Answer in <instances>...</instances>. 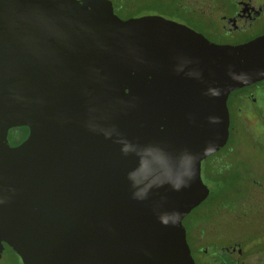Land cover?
<instances>
[{
	"label": "water",
	"instance_id": "obj_1",
	"mask_svg": "<svg viewBox=\"0 0 264 264\" xmlns=\"http://www.w3.org/2000/svg\"><path fill=\"white\" fill-rule=\"evenodd\" d=\"M262 77L264 36L0 0V246L20 264H194L201 163L227 142L228 94Z\"/></svg>",
	"mask_w": 264,
	"mask_h": 264
},
{
	"label": "flooded vegetation",
	"instance_id": "obj_2",
	"mask_svg": "<svg viewBox=\"0 0 264 264\" xmlns=\"http://www.w3.org/2000/svg\"><path fill=\"white\" fill-rule=\"evenodd\" d=\"M86 1L92 2L94 6L110 5L113 14L123 21L140 18H162L181 24L216 45L237 46L264 36V0ZM261 102H264V77L232 90L228 94L226 105L229 114V134L226 144L221 149H224L230 143L231 135L238 132L239 127H242L245 133L251 135L253 147L260 146L264 149V134H256L249 127L251 124L249 118L244 115V109L249 108L253 111L252 118L262 119L264 113ZM28 133L29 129L26 126L10 128L7 135L9 145L16 146L20 144L27 138ZM215 153L208 156L213 164L226 158V156H216ZM254 154L258 155V153ZM255 157L254 155L252 162H257L256 159L259 157ZM236 178L238 182H241L243 177L239 174L236 175ZM247 181L250 182L251 180L247 179ZM206 185L209 187L208 184ZM236 186L238 189L235 191L221 192V199L227 193L230 201H228V198H224L218 200V206L201 205L208 200V194L205 200L182 219L186 241L194 264H264L262 255L259 254L264 250V247L255 251L257 249L254 250L251 240H235L229 245H219L214 241L210 242L214 236V230L208 223L215 210H218L221 216L227 215L234 220L239 219V216L235 215H245L240 211L236 212L238 210L229 212V210H234L238 206L236 194L242 187H240V184ZM195 210L200 211L194 214ZM208 238L210 240L206 241ZM0 264L20 263L7 249L0 246Z\"/></svg>",
	"mask_w": 264,
	"mask_h": 264
},
{
	"label": "rangeland",
	"instance_id": "obj_3",
	"mask_svg": "<svg viewBox=\"0 0 264 264\" xmlns=\"http://www.w3.org/2000/svg\"><path fill=\"white\" fill-rule=\"evenodd\" d=\"M261 108L264 113V102H261ZM244 115L249 118L251 122L249 127L256 134H264V117L262 119L252 118L253 111L249 108L244 109ZM250 137L249 133H245L243 128L239 127L238 132L231 135V144L234 145V148L225 159L216 163L218 168L229 166L228 168L235 169L242 175V181L238 182L242 188L236 194L238 206L234 210H229V212L238 210L236 212L240 211L245 215H235L239 216V219L234 220L227 215L221 216L218 213L219 211L215 210L208 223L214 230V236L211 240L208 238L206 241H214L219 245H229L235 240L247 239L252 241L251 244L254 246V250L257 249L255 251H258L259 248L264 247V149L260 146L253 147ZM254 153H258V155ZM254 155L259 157L256 159L257 162H252ZM201 177L206 184L210 185L206 181L205 161H202ZM247 179L251 180V183ZM228 196L226 193L221 200L228 198V201H230ZM211 203L212 200L209 199L206 201L205 206ZM257 208L258 210H256ZM199 211L195 210L194 214ZM259 254L262 255L261 257L264 260V250Z\"/></svg>",
	"mask_w": 264,
	"mask_h": 264
},
{
	"label": "trees",
	"instance_id": "obj_4",
	"mask_svg": "<svg viewBox=\"0 0 264 264\" xmlns=\"http://www.w3.org/2000/svg\"><path fill=\"white\" fill-rule=\"evenodd\" d=\"M234 148V145L230 143L224 148L218 151L216 156L220 155L228 156L231 150ZM210 157H207L203 161H205V170H206V181L209 182L210 187V193L208 200H212V203L210 205L212 206H218V200L221 199L220 195L222 191H235L237 190V184L238 179L236 178V175H239V171L235 169L228 168L229 166H226L224 168H218L216 164L212 163ZM206 201H204L201 205H205Z\"/></svg>",
	"mask_w": 264,
	"mask_h": 264
}]
</instances>
